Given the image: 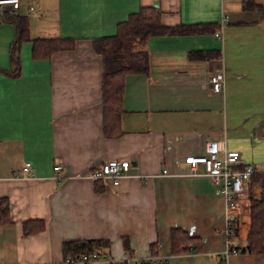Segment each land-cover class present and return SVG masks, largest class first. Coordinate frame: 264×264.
<instances>
[{
  "label": "crops",
  "instance_id": "1",
  "mask_svg": "<svg viewBox=\"0 0 264 264\" xmlns=\"http://www.w3.org/2000/svg\"><path fill=\"white\" fill-rule=\"evenodd\" d=\"M154 2L163 26L222 25V38H149L148 74L126 78L121 135L108 139L93 41L114 35L118 23ZM252 3L245 9L243 0H19L17 11H0V198L10 204L9 222L0 225V264H63V244L75 241L104 242L98 252L111 262L264 264V254H225L223 196L202 166L193 174L178 164L205 155L209 143L220 158L234 151L244 164H264V0ZM11 15L25 18L29 40L72 39L73 49L33 60L31 43L22 42L20 75L4 74L16 35ZM217 70L225 79L221 95L206 88ZM113 160L131 164L117 187L87 178ZM247 184L228 212L237 222L230 243L240 251L248 234ZM252 188L256 195L258 186ZM37 220L44 230L25 234L23 224ZM172 229L196 239L199 250L173 254Z\"/></svg>",
  "mask_w": 264,
  "mask_h": 264
},
{
  "label": "trees",
  "instance_id": "2",
  "mask_svg": "<svg viewBox=\"0 0 264 264\" xmlns=\"http://www.w3.org/2000/svg\"><path fill=\"white\" fill-rule=\"evenodd\" d=\"M253 6L252 0H243V7ZM14 25L16 35L10 46V71L4 74L16 78L20 75V46L22 42L32 45L31 57L33 60H48L59 51L73 49L74 40L62 38H45L29 40L25 18L9 16ZM219 30L216 24L181 25L165 27L161 24V11L152 6L140 7L137 12L131 13L126 20L116 25L114 35L101 37L93 41V50L102 61V130L108 139H116L121 135L120 120L123 113L122 100L124 96L125 80L131 75H147L149 70L148 56L145 52L147 40L153 36L162 35H202L214 34ZM203 58L202 53L194 55ZM258 186V193L254 195L252 186ZM248 201V234L246 248L238 253L254 255L264 254V174L251 177L247 184ZM10 204L5 198H0V225L9 222ZM43 221H28L23 224L25 234H35L43 231ZM172 253L190 254L199 250V242L191 238L188 233L180 229H172L170 233ZM237 228L229 236L228 242L235 239ZM104 246L100 241H75L63 244L65 259L75 257L78 253L97 252ZM156 245L152 246V254L156 252ZM132 264H168V261L150 262L136 261Z\"/></svg>",
  "mask_w": 264,
  "mask_h": 264
},
{
  "label": "built area",
  "instance_id": "3",
  "mask_svg": "<svg viewBox=\"0 0 264 264\" xmlns=\"http://www.w3.org/2000/svg\"><path fill=\"white\" fill-rule=\"evenodd\" d=\"M19 8V0H0V11L9 9L10 11H17ZM222 25L220 30L214 33L215 38L221 39ZM225 79L222 70L209 75L206 81L207 90L214 95H221L224 93ZM181 166H187L191 173L196 174L197 168L202 166L205 175L209 178L214 187H217V192L223 196L225 201V209L227 215L225 217L223 233L227 238L226 255L238 254L237 249L231 248L228 242L237 228L236 218L233 214L228 213L234 211L239 206V200L244 195L246 184L251 177L255 175L264 174V164L260 166H253L244 164L238 152L224 153L223 157H218V149L215 143H209L206 147V154L199 157H182L178 160ZM31 165L25 163L23 172L29 173ZM61 166H54V172L61 171ZM131 170V164L127 160L122 161H107L99 167L91 170L87 178L93 181H101L108 183L111 187H117L123 177H126ZM150 262L156 261L151 259ZM132 259L123 262H111L106 260L101 254L97 252L92 253H78L75 257H68L63 264H132Z\"/></svg>",
  "mask_w": 264,
  "mask_h": 264
},
{
  "label": "water",
  "instance_id": "4",
  "mask_svg": "<svg viewBox=\"0 0 264 264\" xmlns=\"http://www.w3.org/2000/svg\"><path fill=\"white\" fill-rule=\"evenodd\" d=\"M153 7L157 8V7H158V4H157V3H156V4H154V5H153Z\"/></svg>",
  "mask_w": 264,
  "mask_h": 264
},
{
  "label": "rangeland",
  "instance_id": "5",
  "mask_svg": "<svg viewBox=\"0 0 264 264\" xmlns=\"http://www.w3.org/2000/svg\"><path fill=\"white\" fill-rule=\"evenodd\" d=\"M157 2H154V3H152V5L151 6H153L154 4H156Z\"/></svg>",
  "mask_w": 264,
  "mask_h": 264
}]
</instances>
